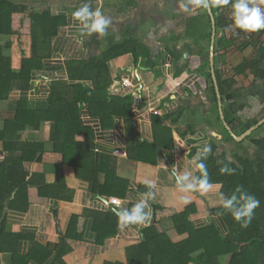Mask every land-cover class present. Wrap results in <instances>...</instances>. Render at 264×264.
Here are the masks:
<instances>
[{
    "label": "crops",
    "instance_id": "1",
    "mask_svg": "<svg viewBox=\"0 0 264 264\" xmlns=\"http://www.w3.org/2000/svg\"><path fill=\"white\" fill-rule=\"evenodd\" d=\"M83 3H89L90 10L99 9L103 15L111 18L105 35L93 33L84 36L80 33L72 13ZM185 3H188V11L181 8ZM29 4L40 12L50 11L67 17L68 28L60 29L52 41V61L64 64L67 61L99 57L108 46L130 39L135 40L141 50H138L137 57L126 53L112 57L107 64L108 95L115 97L131 94L135 97L131 129L119 120L114 122L112 128H104L100 118L91 115L87 106L79 112L81 125L92 130L93 142L96 144L94 153L115 158V175L122 183L113 190L117 192L116 196L101 198L95 195L90 180L78 178L72 168L62 165V156L53 150L52 126L43 124L38 132L21 133L22 141L43 143L44 155L39 163L31 166L36 183L28 190L29 206L25 213L9 211L7 205L4 210L0 209V233L19 234L21 238L18 255L26 257L35 247L43 248L51 256L41 264H49L65 236L70 239L67 244L71 250L63 257L64 264L125 263L126 250L142 240L141 232L152 224L154 210L168 209L181 213L191 205L195 210L191 212L188 221L194 229H205L213 223L222 235H226L220 217L210 214L211 209L222 204L220 187L211 185L206 192L199 189L181 192L175 177L185 171L196 175L197 168L192 163L190 151L195 148L198 152L205 143L214 144L218 154L225 155L228 161L233 160L235 155L245 158L249 150H252L249 157H254L257 149L251 140L264 137V124L250 134L251 140L235 142L222 123L217 98L216 102L212 101L206 79L198 73L189 72L190 65L198 67L202 63L201 56H207L209 62L212 31L208 44L204 31L198 32L195 25L203 9L189 3V0H33ZM216 8H211L212 14ZM154 14L162 16V19L153 18ZM245 38L250 40L249 46L243 48L240 42H233L234 46L224 57L215 43V75L217 70L223 81L234 82L232 90L225 91L221 96V109L224 122L235 136L244 133L242 127L249 125V129L264 120V79L253 75L259 71L264 73V31L254 32ZM181 47L188 51V60L182 64L178 63ZM195 47L199 48V52L194 51ZM7 55H10V51H5ZM123 78L131 81L134 87L124 89L120 83ZM40 83L36 81L30 93H25L30 109L43 104L47 99L46 82ZM85 85L93 89L94 80ZM12 87L13 91H17L18 84ZM13 97L0 101L1 121L13 116L18 102ZM150 108L158 110L160 114L153 115ZM169 115H172L171 119L166 118ZM153 117L159 118L171 130L170 150L159 151L154 165L135 163L127 155L123 158L114 154L117 149H125L127 153L126 139L133 136L132 131L141 141L152 143ZM232 124L236 131L232 130ZM7 154L0 142V163L6 159ZM82 167V170L91 172L94 163L85 161ZM57 175L63 177L61 197L48 198L45 186L52 185ZM103 178L100 183H103ZM149 185L154 187L150 188ZM148 191H153L155 197L148 201L151 218L146 225L118 228L114 236L98 244L102 237L100 232L98 236L94 231V223L105 222L110 213H114L112 209H131L143 198L142 194ZM14 196L15 192L10 199ZM185 198L188 203H184ZM110 199L120 201V207L110 205ZM162 227L174 243L186 239L187 235L172 233L170 219H164ZM105 229L102 228V234ZM42 257V254H38L37 260L41 261ZM193 257L196 259L198 255L194 254ZM13 258L12 255L0 253V264H16ZM26 264L38 263L32 259Z\"/></svg>",
    "mask_w": 264,
    "mask_h": 264
},
{
    "label": "trees",
    "instance_id": "2",
    "mask_svg": "<svg viewBox=\"0 0 264 264\" xmlns=\"http://www.w3.org/2000/svg\"><path fill=\"white\" fill-rule=\"evenodd\" d=\"M32 1L0 0V101L9 100L14 98L13 96L18 101L13 116L0 120V142L8 153L6 159L0 163V209L4 210L7 205L9 211L20 213L27 210L28 190L36 183L31 166L39 163L44 155L43 143L22 141L21 133L38 132L43 124L53 127V150L62 156L63 166L72 168L78 178L90 180L95 195L101 198L117 195L113 190L122 183L115 175V158L94 153L96 144L93 142L92 130L81 125L79 112L87 106L91 115L100 118L104 128H112L114 122L119 120L131 129L135 97L131 94L115 97L108 95L107 64L112 57L126 53L137 57L138 50H141L137 42L130 39L108 46L99 57L72 60L64 64L52 61V41L60 29L67 26V17L33 9L29 4ZM234 2L235 0H230L228 5H220L213 10L218 30L215 43L223 57L234 46L233 42H240L244 48L250 41L245 38L242 30L233 26L231 5ZM204 16L200 24L201 27H206L201 29L207 35L209 44L211 24L205 10ZM197 23L195 21L196 29L201 32ZM5 51H10V55L5 56ZM197 58L200 59V56ZM201 58L202 63L198 67L190 65L188 70L206 79L212 101L216 102L208 57ZM253 75L264 79V73L261 71L254 72ZM216 78L221 96L234 87V82L223 81L217 70ZM91 80L95 83L93 89L85 85ZM36 81L41 82L40 84L46 81L47 99L43 104L30 109L25 93H30ZM14 84H18L17 91H13ZM17 94L21 96L16 97ZM171 117L172 115L166 116L169 119ZM248 126L242 127L241 131H246ZM152 128V143L141 141L133 131V136L126 139L125 147L130 161L154 165L159 151L170 150L171 130L157 117H153ZM231 128L236 131L235 125L232 124ZM251 141L257 149L252 158L235 155L233 160L228 161L225 155L218 154V148L214 144H208L211 146V152L204 159L209 182L219 186L221 193L225 196L231 195L234 189L241 185L260 201L247 227H241L240 223L234 221L231 214L225 212L222 204L211 209L210 214L220 217L226 228V235H222L213 223L205 229H194L188 221L191 212L195 210L193 205L181 213L156 209L152 224L141 232L142 240L126 250V262L105 264H264V137ZM196 153L194 148L190 151V156L193 158ZM85 161L94 163L91 172L82 170ZM222 167L231 168L234 172L230 175L221 174ZM102 176L104 181L100 183ZM195 176H200L198 169ZM62 185L63 177L57 175L52 185L45 186L47 197H61ZM14 192V198L10 199ZM110 214L105 222L94 223V231L98 236L100 232L102 237L98 244L118 231V218L115 213ZM160 214L163 215L159 216ZM164 219H170L174 235H187L186 239L174 243L162 227ZM103 227L106 229L102 234ZM20 239L19 234L1 232L0 253L12 255L16 264H26L32 259L41 264L50 258L51 255L39 247H35L26 257L18 255ZM67 240L70 239L65 236L61 239L58 252L49 264H64L63 257L71 250ZM38 254L43 255L41 261L37 260ZM194 254L198 255L196 259Z\"/></svg>",
    "mask_w": 264,
    "mask_h": 264
},
{
    "label": "clouds",
    "instance_id": "3",
    "mask_svg": "<svg viewBox=\"0 0 264 264\" xmlns=\"http://www.w3.org/2000/svg\"><path fill=\"white\" fill-rule=\"evenodd\" d=\"M189 3L204 10H209L212 7L228 5L230 0H189ZM231 6V18L235 28L243 32H256L264 29V10L259 6L251 5L249 0H235ZM181 8L184 11H188V3L182 4ZM72 17L74 21L78 22L79 31L84 36H91L93 33L103 36L106 34V28L111 23V18L103 15L99 9L95 11L90 10L89 3H83L81 7L72 13ZM45 80L48 79L46 78ZM210 152L211 146L205 143L203 148L193 157L192 163L199 170L200 176H194L188 171H185L184 174L176 175V185L181 192L197 189L206 192L211 187L207 166L204 163V159L207 158ZM233 172L234 170L228 167L220 168L221 174L230 175ZM149 187L153 188L154 185H149ZM142 197L131 209H112L118 218L119 228L123 229L129 225H146L147 221L151 218V208L148 201L154 199L155 193L148 191L143 193ZM114 202L119 203L118 200ZM188 202L185 198L184 203ZM221 203L225 212L230 213L234 221L240 223L241 227H247L252 219L254 209L259 206L260 201L254 195L245 191L243 186L238 185L231 195L225 196L221 193ZM223 214L218 213V215Z\"/></svg>",
    "mask_w": 264,
    "mask_h": 264
},
{
    "label": "water",
    "instance_id": "4",
    "mask_svg": "<svg viewBox=\"0 0 264 264\" xmlns=\"http://www.w3.org/2000/svg\"><path fill=\"white\" fill-rule=\"evenodd\" d=\"M167 7V6H166ZM152 9H149V11ZM154 13V11L152 10L151 13ZM207 14L211 20L212 23V35H211V42H210V48H209V66H210V71H211V77H212V81H213V85L216 91V97H217V103H218V107H219V111H220V115H221V120L223 125L225 126L226 131L229 133L230 137L237 143L242 142L243 140H245L248 136H250V134L252 132H254L259 126H261L264 123V120H262L261 122H259L258 124H256L255 126L249 128L248 130H246L243 134L239 135V136H235L233 134V132L231 131V129L226 125V122H224V118L222 115V103H221V95L219 93V89H218V85H217V79H216V75H215V70H214V48H215V39H216V33H215V20H214V16L212 14V9L207 10ZM153 18L156 19H162V16H156L155 14L153 15ZM188 60V51L186 48L181 47L179 49V62L180 64L182 63H186ZM252 154V150H249V154L248 156H250Z\"/></svg>",
    "mask_w": 264,
    "mask_h": 264
},
{
    "label": "built area",
    "instance_id": "5",
    "mask_svg": "<svg viewBox=\"0 0 264 264\" xmlns=\"http://www.w3.org/2000/svg\"><path fill=\"white\" fill-rule=\"evenodd\" d=\"M249 2L251 5L259 6L262 10H264V0H249ZM261 31H264V29L258 30L256 32H261ZM244 33H245L246 37H250L252 35V33H254V32H245L244 31ZM47 81H49V80H47ZM120 83L124 89H132L134 87L133 84L131 83V81H129L128 79H125V78L121 79ZM150 112L153 115H159L160 114V112L158 110H155L153 108H150ZM114 154L117 155L118 157H123V158H125L127 155L125 149H117V150H115ZM114 201H116V199H110L108 202L110 205H112L114 207H119L121 205L120 201L118 204L115 203Z\"/></svg>",
    "mask_w": 264,
    "mask_h": 264
},
{
    "label": "rangeland",
    "instance_id": "6",
    "mask_svg": "<svg viewBox=\"0 0 264 264\" xmlns=\"http://www.w3.org/2000/svg\"><path fill=\"white\" fill-rule=\"evenodd\" d=\"M205 18V16H204V11L202 10V12H201V15L199 16V19L198 20H195V21H197L198 23V25H200V26H198V28H200V31H202V29L201 28H203V29H206V27L203 25V27H201V21H202V19H204ZM207 36V35H206ZM206 36H204L205 37V40H207V37ZM207 47V46H206ZM194 51H196V52H199V48L198 47H195L194 48ZM47 81V80H46ZM46 81H44V82H46ZM213 87H214V85H213ZM214 91H215V88H214ZM215 95H216V91H215ZM217 98V97H216ZM256 133V132H255ZM251 138V136H248L247 138H246V140L248 139V138ZM250 140V139H249ZM249 140H247V141H249ZM231 142V141H230ZM231 145L233 146V142L231 143ZM245 149V148H244ZM246 150V149H245Z\"/></svg>",
    "mask_w": 264,
    "mask_h": 264
},
{
    "label": "flooded vegetation",
    "instance_id": "7",
    "mask_svg": "<svg viewBox=\"0 0 264 264\" xmlns=\"http://www.w3.org/2000/svg\"><path fill=\"white\" fill-rule=\"evenodd\" d=\"M205 11H207V10H205ZM197 19V18H196ZM210 20V19H209ZM215 20V19H214ZM210 24H211V31H212V23H211V20H210ZM215 30H216V23H215ZM207 37V36H206ZM174 49H175V46L173 47ZM208 54V53H207ZM209 63V62H208ZM209 69H210V66H209ZM210 74H211V71H210ZM244 143V142H243ZM242 143V144H243Z\"/></svg>",
    "mask_w": 264,
    "mask_h": 264
}]
</instances>
